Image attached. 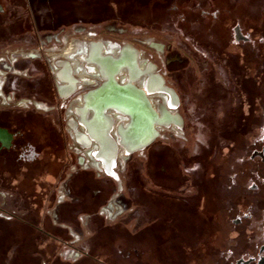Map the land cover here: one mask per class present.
<instances>
[{
	"label": "flooded vegetation",
	"instance_id": "flooded-vegetation-1",
	"mask_svg": "<svg viewBox=\"0 0 264 264\" xmlns=\"http://www.w3.org/2000/svg\"><path fill=\"white\" fill-rule=\"evenodd\" d=\"M21 1L26 3V0ZM0 6V35L11 38L20 31L7 23L2 0ZM195 10L204 19L208 32L203 42L209 40L216 47H221V51L189 53L192 59L197 60L196 65L202 66L201 60L206 59V67L202 66L197 76V92L188 99L179 93L183 110L181 120L185 128L181 136L184 140L198 137L200 141L193 153H189L184 143L170 138H166L168 142L163 148H158L159 133L151 132L158 116L149 107L148 161L144 169L138 166L132 174L137 207V226L132 232L134 264H140L145 258L146 248L150 254L147 264H264V20L258 23L236 19L233 15L225 21L221 19L224 17L219 14V9L210 12L199 7ZM213 22L217 23V31L213 30ZM225 44L227 49H224ZM14 53L20 55L5 58L8 73L12 72L10 65L19 58L40 56V53L27 55L24 49ZM134 57L137 73L145 77L138 53ZM240 59L244 60L240 72L236 73L233 67L231 72L219 67L220 63ZM184 60H179L181 67L172 69L175 72L184 70L182 77L192 80L195 74L186 63L182 67ZM28 71L21 69L15 72H23L24 77L30 78L32 75ZM48 74L45 91L53 93L54 88L56 92ZM99 79L104 78L99 76ZM235 81L243 86L237 106L234 100L230 101ZM227 85L228 90H225ZM182 87L186 91L191 89L189 83ZM244 91L248 99L242 97L241 92ZM2 94L6 102L2 99L5 107L0 109V128L7 130L10 137L5 143L0 140V172L9 174L11 178H23L21 180L39 176V183L47 186L43 189L46 192L54 182L47 181L44 176L52 175L59 180L62 174L63 178L66 175L71 155L64 147L56 148L64 140V135L47 115L40 117L39 112L33 111L31 105L39 107L36 98L18 95L16 91ZM175 103L179 105L178 100ZM42 109L50 111L55 106ZM115 111L108 110L103 116L108 113L115 115ZM88 116L86 114L85 118ZM101 117L96 120L100 132ZM121 118L128 124L132 122L130 114L119 113L117 119ZM103 140L106 144L105 138ZM121 141V134L117 135L114 146L120 147ZM132 142L131 149L122 151L120 147L119 151L118 148L116 156L122 154L121 159H126V154L145 143L139 142V136ZM98 149L101 154L106 151L101 145ZM110 149L108 147V152ZM224 150L230 162L228 167L209 163L211 155ZM113 165L111 172L105 167L104 172L116 179V161ZM84 172L78 171L66 182L71 193L72 185L76 180L80 181ZM67 177L69 179L70 174ZM60 203L61 206L67 204ZM142 206L149 208L147 215L140 214Z\"/></svg>",
	"mask_w": 264,
	"mask_h": 264
},
{
	"label": "rangeland",
	"instance_id": "rangeland-1",
	"mask_svg": "<svg viewBox=\"0 0 264 264\" xmlns=\"http://www.w3.org/2000/svg\"><path fill=\"white\" fill-rule=\"evenodd\" d=\"M100 1L26 0V3H23L21 0H2L7 23L15 26L20 32L11 38L0 35V58H2L0 59V109L5 107L2 104L1 93L16 91L18 95L36 98L39 100V107L33 108L31 105L33 111L39 112L40 117L47 115L53 125L62 131L64 140L58 143L56 148L64 147L71 155L63 179L57 180L52 175L44 176L47 181L54 182L48 187L49 195L44 196L47 200H52V195L54 197L51 205L46 207L45 213L50 217L52 225L64 231L65 237L68 238L67 243L58 249L56 262L51 264H74L76 261L86 259L90 248L94 245L96 235L105 226L111 227L112 235L115 236L114 244L108 248L119 250L125 257L121 258L118 253L110 256L106 262L131 264L126 258L134 257L133 246L131 244L129 246L126 238L127 234L132 235L137 226L132 174L133 169L138 166L145 168L149 147L147 145L135 147L126 154V159H121L122 154L116 156L115 151L118 148L119 151L121 148L122 151L132 148L130 143L128 147L123 143H120L121 148L114 146L116 136L127 133L130 125L125 119H117L119 114L117 111L115 115L108 113L102 116L101 136L105 138L106 146L111 148L109 153L111 160L116 161L118 178L115 179L104 172L105 164L99 158L97 141L93 140L88 129L81 124L78 110L81 109L79 100L81 101L85 92L98 89L100 92L110 90L104 85L105 80L99 79L100 72L94 61H84L83 56L91 55L93 46L97 45L102 52L109 54L125 53L124 49L138 53V59L146 65L148 71H151V78H145L143 74L137 73V69L131 71L130 67L129 71L125 68L127 72L117 73V81L122 83L132 79L131 85L143 97L141 103H147L158 116L156 126L153 128L159 133L158 148H163L168 142L166 138H170L171 141L184 143L183 146L189 153H193L200 140L198 137L184 140L181 136L185 128L181 120L183 110L179 103V93L185 94L188 99L197 92L196 85L199 83L197 76L201 72V67H206L207 60H201L202 66L196 65L197 60L192 59L189 53L221 51V47H216L217 45L209 40L203 42L208 32L204 19L198 16L195 8L200 7L210 12L219 9V14L222 13L224 17L221 19L225 21L233 18L231 17L233 15L239 16L242 20L250 19L258 23L264 20V0H137L138 4L136 3L131 12L133 19L127 21L124 19L119 21L114 15L111 19H103L99 12ZM211 25L213 30L217 31V23L213 22ZM109 46H114L110 49L111 52L108 51ZM21 49L33 53L39 49L40 56L19 58L17 62L14 61L15 64L10 65L12 72L8 73V65H5V61L9 57L19 56L20 53L14 51ZM224 49H227V44L224 45ZM180 59H186L182 62V67L186 63L193 69L195 75L192 80L182 77L184 70L175 72L172 69L181 67ZM243 63L244 60L241 59L230 60L226 64L220 63L219 67L229 72L233 67L237 73L241 71L240 66ZM21 69L23 72L28 69V73L32 76L26 78L23 72L22 74L15 72ZM101 70L104 73V68ZM47 74L51 76L56 92L45 91ZM184 83H189L191 89L186 91V88L182 87ZM228 86L225 90H228ZM242 87L236 81L235 84L233 83V97L229 100L231 102L234 100L236 106L240 101ZM241 93L242 97L248 99L246 91ZM175 100H178V106ZM51 106H55V109L50 111L42 109ZM247 109L246 102V112ZM236 114L239 115L240 112L237 111ZM209 163L218 164V167H228L230 162L227 159V151L211 155ZM111 169L106 168L108 172H111ZM78 171H85L80 181L89 188L96 189L103 185L111 189L109 198L97 213H82L78 216L79 224L74 221H63L60 216L62 209L60 202L70 203L80 199L66 187V182ZM34 176L33 179H27L30 186L33 185L36 191L43 192L44 185L39 183V176ZM21 179L11 178L9 174L0 172V217L3 220H12L16 215L23 216L26 213L27 200L24 202L16 190ZM148 210V207L142 206L140 214L147 215ZM147 249H144L145 258L140 264H147L150 260Z\"/></svg>",
	"mask_w": 264,
	"mask_h": 264
},
{
	"label": "trees",
	"instance_id": "trees-1",
	"mask_svg": "<svg viewBox=\"0 0 264 264\" xmlns=\"http://www.w3.org/2000/svg\"><path fill=\"white\" fill-rule=\"evenodd\" d=\"M136 3L137 0H101L100 14L103 19H111L114 15L119 21L122 19L127 21L130 18L132 20L131 12L138 4ZM54 91L52 88V92ZM63 176L64 174L59 180ZM16 190L24 202L27 200L26 213L23 216H15L12 220H3L0 217V264H51L56 260L58 249L68 241L64 231L52 225L50 217L45 213L46 207L51 205L54 197L52 195V200L45 199L44 196L49 195V191H36L27 179L22 180ZM72 190L80 199L62 206L60 216L63 221H74L77 224L80 214L97 213L111 193V189L103 185L96 189L89 188L83 181L78 180L72 185ZM112 233V228L109 226L99 230L94 245L82 264H108L107 259L118 253L121 258H125L119 250L108 248L115 242ZM126 236L129 246L130 244L133 246L134 237L131 234ZM126 259L134 264V257Z\"/></svg>",
	"mask_w": 264,
	"mask_h": 264
},
{
	"label": "bare ground",
	"instance_id": "bare-ground-1",
	"mask_svg": "<svg viewBox=\"0 0 264 264\" xmlns=\"http://www.w3.org/2000/svg\"><path fill=\"white\" fill-rule=\"evenodd\" d=\"M93 47L94 48H92L91 55L87 57L83 56L82 59L87 62H90L91 60L94 61L96 67L100 72V76L105 80L104 85H106L110 91L100 92L98 91L99 89L91 91L89 94L84 95L81 98V101L79 100V102L81 103V109L77 110L79 111L78 115L80 117L81 124L88 129V133L94 140L97 141L98 146L101 145V147H103V150L105 149L108 152V147L106 146L103 140L104 138L101 136V132L96 125V120L100 116H103L106 111L116 109V111L121 113L122 115H125L126 113L130 114L132 118V122L129 124V131L125 134L122 133L121 135V142L128 147L129 143L132 144L133 139H135L137 136H139V142L140 140L142 142H146L148 138H150V122L148 120L146 123H138L137 125H135L134 114H137V104L141 105V109L145 114H149V116H151L149 113V106L145 102L141 103L143 97L141 93L135 91V89L131 85V82L133 81L132 79L122 83H119L117 81V73L119 71L127 72V70L129 71L130 67L132 68L131 71L136 69L134 66V56L136 55V53H132L129 49H124L125 53L120 52L121 54H118L113 52L114 54H109L105 51L102 52L100 46L98 45ZM113 47L114 46H109L108 51L111 52L110 49ZM142 64H140V66L145 73V78H151V71L147 70V67L144 63ZM101 68H104V73L102 72ZM125 68H127V70ZM124 87H126L131 94H124L122 92V88ZM86 114L87 116L89 115L87 118H85ZM145 130H148V132H145ZM106 151H102L105 153H100L99 158L104 162L105 167L110 170L114 162L111 160L110 153L108 152V154Z\"/></svg>",
	"mask_w": 264,
	"mask_h": 264
},
{
	"label": "water",
	"instance_id": "water-1",
	"mask_svg": "<svg viewBox=\"0 0 264 264\" xmlns=\"http://www.w3.org/2000/svg\"><path fill=\"white\" fill-rule=\"evenodd\" d=\"M1 7V6H0ZM236 17V19L239 17V16H235ZM239 19H240V17H239ZM122 92L124 93V94H131L130 93V91L126 88V87H124V88H122ZM136 106H137V114H134V123H135V125H137L138 123H146L149 119H150V116H149V114H145L143 111H142V109H141V105H137L136 104ZM147 113V112H146ZM138 129V128H137ZM153 130L154 129H152V131L151 132H153ZM145 132H148V130H145ZM150 132V131H149ZM10 137V134H8V132H7V130H5V129H2V128H0V140L3 142V143H5V140L7 139V138H9ZM148 138V137H147ZM145 140V139H144ZM149 140H150V138H148V140L145 142V143H143L142 144V146L143 145H146L148 142H149Z\"/></svg>",
	"mask_w": 264,
	"mask_h": 264
},
{
	"label": "built area",
	"instance_id": "built-area-1",
	"mask_svg": "<svg viewBox=\"0 0 264 264\" xmlns=\"http://www.w3.org/2000/svg\"><path fill=\"white\" fill-rule=\"evenodd\" d=\"M40 52H39V49L38 50H35V53H33V51L32 52H28V51H26V54L27 55H30V54H34V55H38ZM2 96V99H3V102L5 103L6 102V99H5V97H4V95L2 94L1 95Z\"/></svg>",
	"mask_w": 264,
	"mask_h": 264
},
{
	"label": "crops",
	"instance_id": "crops-1",
	"mask_svg": "<svg viewBox=\"0 0 264 264\" xmlns=\"http://www.w3.org/2000/svg\"><path fill=\"white\" fill-rule=\"evenodd\" d=\"M59 80H60V79H59ZM67 253H68V252H67ZM79 254H80V253H79ZM82 262H84V261H81V260H80V261H76L75 263H76V264H82ZM75 263H74V264H75Z\"/></svg>",
	"mask_w": 264,
	"mask_h": 264
}]
</instances>
